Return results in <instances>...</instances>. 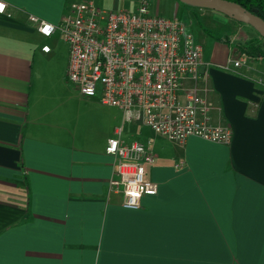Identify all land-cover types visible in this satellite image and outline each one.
Returning <instances> with one entry per match:
<instances>
[{
  "label": "crops",
  "instance_id": "1",
  "mask_svg": "<svg viewBox=\"0 0 264 264\" xmlns=\"http://www.w3.org/2000/svg\"><path fill=\"white\" fill-rule=\"evenodd\" d=\"M3 1L0 264H264V60L256 58L264 44L221 36L205 40L204 51L195 37L210 87L201 93L212 119L231 127L228 144L196 136L173 143L138 122L100 133L66 117L68 90H40L54 34L42 36L29 20L56 24L84 0ZM87 1L111 11H133L140 2ZM147 1L151 14L181 19L177 0H164L171 8ZM250 45L262 53L228 65ZM67 63L68 56L64 72ZM76 92L80 101L92 99ZM120 126L125 141H149L155 155L145 178L158 190L138 208L123 206L122 194L109 189L115 160L105 148ZM180 160L185 165L175 168Z\"/></svg>",
  "mask_w": 264,
  "mask_h": 264
},
{
  "label": "built area",
  "instance_id": "2",
  "mask_svg": "<svg viewBox=\"0 0 264 264\" xmlns=\"http://www.w3.org/2000/svg\"><path fill=\"white\" fill-rule=\"evenodd\" d=\"M6 10L0 0V14ZM29 20L42 36L58 33L66 42V79L78 93L118 108L124 122L141 123L178 144L189 136L231 141V127L212 119L213 107L201 93L210 90L199 71L202 47L181 19L151 14L147 0L133 11H111L84 0L73 3L56 24L33 15ZM249 58L243 51L228 65L238 68ZM256 58L264 60V54ZM105 151L115 160L109 189L122 194L123 206L138 208L142 196L157 193V183L145 178V166L155 162L149 141H125L120 126ZM183 165L180 160L174 167Z\"/></svg>",
  "mask_w": 264,
  "mask_h": 264
},
{
  "label": "rangeland",
  "instance_id": "3",
  "mask_svg": "<svg viewBox=\"0 0 264 264\" xmlns=\"http://www.w3.org/2000/svg\"><path fill=\"white\" fill-rule=\"evenodd\" d=\"M149 1L155 4V0ZM161 1L165 8L172 7L166 1ZM177 2L181 8H184L180 10L179 17L187 24L194 37L203 45L204 51L210 49L209 43H205V40L215 42V39L207 34L205 29L224 37H232L234 35L237 38L235 42L239 44H250L252 40L256 44H264V38H261L247 24L232 20L214 10L190 5L187 6L179 1ZM225 22L234 25L233 28L228 30L229 27ZM249 34L253 37H250ZM47 43L52 48V53L49 63L50 66H48L47 70L39 73L38 86L40 90H68L66 95V117L71 122L79 123L81 126L86 127L88 131L96 127L101 133L108 128H114L116 125H123L124 129L127 128L122 112L117 108L104 106L96 98L87 99L86 101L78 100L76 97V89L67 81L66 71L64 72V64L68 56V45L59 34H54L47 40ZM240 52H243V49ZM68 94L71 95L70 98H68ZM158 138L164 140L161 137ZM164 141L166 142V140Z\"/></svg>",
  "mask_w": 264,
  "mask_h": 264
},
{
  "label": "water",
  "instance_id": "4",
  "mask_svg": "<svg viewBox=\"0 0 264 264\" xmlns=\"http://www.w3.org/2000/svg\"><path fill=\"white\" fill-rule=\"evenodd\" d=\"M190 6L206 8L219 12L232 20L251 26L261 38H264V20L257 15V10H247L238 3L228 0H177ZM204 66H200L202 72Z\"/></svg>",
  "mask_w": 264,
  "mask_h": 264
},
{
  "label": "trees",
  "instance_id": "5",
  "mask_svg": "<svg viewBox=\"0 0 264 264\" xmlns=\"http://www.w3.org/2000/svg\"><path fill=\"white\" fill-rule=\"evenodd\" d=\"M228 1L238 3L241 6H243L244 8H246L247 10H252L255 8L257 10V15L262 20H264V0H228ZM182 4H185V3H182ZM185 5H187V4H185ZM205 30H206V33L211 35L212 37H214L216 39H222V37L220 35H217L216 33H213L208 29H205ZM244 52L248 55H251V56H255V55L262 53L259 46H251V45L246 47L244 49Z\"/></svg>",
  "mask_w": 264,
  "mask_h": 264
}]
</instances>
